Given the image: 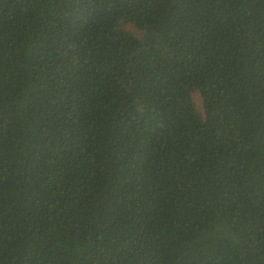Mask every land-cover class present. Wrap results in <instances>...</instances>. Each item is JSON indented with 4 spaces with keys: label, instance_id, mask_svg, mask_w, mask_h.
Returning <instances> with one entry per match:
<instances>
[{
    "label": "trees",
    "instance_id": "16d2710c",
    "mask_svg": "<svg viewBox=\"0 0 264 264\" xmlns=\"http://www.w3.org/2000/svg\"><path fill=\"white\" fill-rule=\"evenodd\" d=\"M0 264H264V0H0Z\"/></svg>",
    "mask_w": 264,
    "mask_h": 264
}]
</instances>
